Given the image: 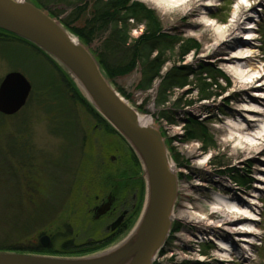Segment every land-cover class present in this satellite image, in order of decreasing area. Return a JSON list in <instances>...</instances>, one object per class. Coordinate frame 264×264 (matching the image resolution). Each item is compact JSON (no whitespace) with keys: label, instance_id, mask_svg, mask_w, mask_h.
Listing matches in <instances>:
<instances>
[{"label":"rangeland","instance_id":"rangeland-1","mask_svg":"<svg viewBox=\"0 0 264 264\" xmlns=\"http://www.w3.org/2000/svg\"><path fill=\"white\" fill-rule=\"evenodd\" d=\"M131 1L153 10L168 38L189 39L198 45V51L191 52L180 64L192 71L187 77V86L175 89L164 106H156L162 79L155 80L147 91L138 88L142 77L140 67L113 83V88L131 107L149 117L162 131L170 142V155L174 153L179 157L181 167L172 159L179 177L178 195L187 197L188 201H183L179 211L175 208V219L201 222L203 225L198 231L210 227V235L218 241L227 236L222 218L212 213L219 197L235 196L247 203L253 200V213L257 218L254 239L247 248L238 236L231 235L225 242L232 250L225 256L213 242L197 243L184 229L177 234L179 240L172 241L167 256H158L154 264H264V152L255 158L243 156L237 135L232 131V137L229 136L230 121L235 122L236 132L238 124L243 123L244 131L250 133L247 124L244 126L245 120H249L244 109L248 105L246 100L255 95V89L234 95L240 87L226 69L234 65L235 61L230 58L236 55L239 47L229 37L222 39L226 43L217 42L214 37L215 29L229 27L238 4L245 6L249 1L256 11L255 39L252 41L255 54L250 61H240L250 62L257 71L264 70V0L261 3L259 0H205L196 3L197 9L189 14L164 4L158 9L143 0ZM202 4H212L205 19L197 15ZM58 11L61 19L71 18L69 22L74 28H83L89 14L71 22L70 9ZM212 24L215 28L207 26ZM132 30L134 39L144 33L140 26ZM245 38L247 36L242 34L238 37L240 41ZM11 40H0V83L8 73L18 72L30 82L32 93L27 105L16 116L0 114V246L42 248L40 239L45 235L51 238V247L56 253L69 251L70 243L73 246L87 244L96 233L90 234L86 198L93 200L98 194L101 197L113 186L118 194L122 189L119 195L131 208L135 224L146 196V179L130 147L100 125L76 100L77 96L65 81L74 86L75 83L59 64L60 70L43 53ZM101 41L96 40L90 46L92 52L99 49ZM177 60L174 58L165 65L163 76L178 67ZM212 81L217 82L209 90L214 96L199 100L202 84ZM260 96L264 97V92ZM179 101L181 104L185 101L195 103L186 108L174 106ZM249 109L264 114V108ZM162 114L176 123L168 124ZM190 120L206 128L208 141L205 145L214 143L216 149H206L203 146L206 141H187L186 135L195 126L187 123ZM253 122L257 127L260 120ZM235 176L242 177L245 185L230 184L229 179ZM129 179L132 181L126 182ZM201 236L204 238V234H196L198 238ZM100 238L97 236L98 240ZM183 244L193 246L194 250L185 251Z\"/></svg>","mask_w":264,"mask_h":264},{"label":"water","instance_id":"water-1","mask_svg":"<svg viewBox=\"0 0 264 264\" xmlns=\"http://www.w3.org/2000/svg\"><path fill=\"white\" fill-rule=\"evenodd\" d=\"M0 30L37 47L67 72L88 104L131 148L146 179L138 220L116 244L80 256L0 251V264H153L171 231L178 196L177 172L161 130L151 121L144 123L113 88L89 47L30 0H0ZM30 91L21 74L7 75L0 85V113L19 112ZM41 243L47 248L50 240L45 236Z\"/></svg>","mask_w":264,"mask_h":264},{"label":"trees","instance_id":"trees-1","mask_svg":"<svg viewBox=\"0 0 264 264\" xmlns=\"http://www.w3.org/2000/svg\"><path fill=\"white\" fill-rule=\"evenodd\" d=\"M40 8L48 11L56 19H60L62 25L76 36L80 42L86 46L92 45L96 40L101 41V45L96 50V58L106 77L114 82L115 80L131 74L137 67L141 68L142 77L138 88L141 91H147L152 87V83L157 79H162L159 86L156 106L161 107L169 103L171 93L175 89H183L187 86V77L191 75L189 67L181 66L183 60L193 51H198V45L192 40H181L171 38L162 32L160 22L155 12L147 9L139 2L131 0H31ZM70 9L72 13L71 22L78 21L85 13L89 12L83 28H74L68 19H61V12L58 10ZM91 14V15H90ZM134 21V25L130 24ZM145 25L144 34L138 39H132L130 31L134 26ZM167 36V37H166ZM178 58V67L172 68L164 76L162 70L172 59ZM176 61V60H174ZM65 81V80H64ZM66 86L77 96L76 100L80 102L89 114L102 126H105L110 133L115 131L89 106V104L79 95L74 85L65 81ZM203 89L199 94V100H209L214 95L211 88L217 85L216 81L211 83L204 82ZM122 90V89H120ZM195 102L185 101L183 104L174 103L176 107H189ZM166 118L168 124H175V120ZM189 125H195L186 135L187 141H201L207 144L206 128L200 123L190 120ZM191 125V126H192ZM198 134H196V133ZM170 143V142H169ZM208 147V145H206ZM214 146V145H213ZM175 161H178V155L173 154ZM135 162L138 164L136 157ZM109 243V242H108ZM85 248L84 246H73L70 243L69 251L64 250L62 254L78 255L86 254L97 250L103 246ZM0 251L15 252H46L56 253L52 247L42 249L41 247L26 248L23 246H0Z\"/></svg>","mask_w":264,"mask_h":264},{"label":"bare ground","instance_id":"bare-ground-1","mask_svg":"<svg viewBox=\"0 0 264 264\" xmlns=\"http://www.w3.org/2000/svg\"><path fill=\"white\" fill-rule=\"evenodd\" d=\"M144 2L154 5L156 8H160V5H167L172 8H180L182 11L187 14L194 12L197 7L196 3L202 2L205 0H143ZM213 2L214 0H207ZM245 1V0H242ZM263 0H259V3ZM191 4L193 7H191ZM212 4H202L201 10L197 14L202 15L203 19L207 18L209 15V7ZM191 7V9H188ZM206 13V14H205ZM256 11L254 7L250 4L249 1H246V5L238 4V7L234 10L232 21L227 26H222L220 29H215L214 37L217 42L222 39L230 38L232 41L238 45V50L236 55L232 56L230 60H234V65L227 67V72L231 73L235 77L236 84L239 85L240 90L235 91L234 95L241 93H247L250 90H254L255 95L248 98L246 108L244 109L249 117V120H245L244 126L247 124V128L250 130V133H246L243 128V123L238 124L237 132L234 130L236 127L234 121H230L229 125L230 137H232V131L237 135L238 142L242 150L243 156H252L255 158V155L264 152V114L249 108L263 109L264 108V97L260 95L264 92V70L261 72L252 67L250 62L242 63L240 60L250 61L255 54V45L252 42L255 38V26L256 23L254 16ZM245 25V27H244ZM207 26H215L207 25ZM245 35L247 38L238 39L239 35ZM227 35V36H226ZM223 43H226V40H222ZM225 41V42H224ZM222 43V44H223ZM216 46V45H215ZM213 46V47H215ZM257 84V85H256ZM256 85V86H255ZM244 101V100H243ZM245 106V105H244ZM142 121L148 123L151 121L149 117L140 115ZM258 117V118H257ZM262 118V119H260ZM260 122L254 126L253 121ZM263 121V122H262ZM245 127V128H246ZM192 150H195L192 148ZM254 197V196H253ZM217 206L212 210L213 215L216 214L217 217L222 218V223L226 226L225 229L226 237L223 236V240L219 241V251L228 256L232 247L229 243L225 241L231 238V235L238 236L244 247H249L252 240L254 239V222L257 221V218L254 215L255 203L251 200L249 203L244 200L233 197H219L217 199ZM216 212V213H215ZM211 214V213H210ZM200 226L203 224L198 223ZM238 227V228H234ZM236 239V238H235ZM242 246V247H243ZM241 247V248H242Z\"/></svg>","mask_w":264,"mask_h":264},{"label":"flooded vegetation","instance_id":"flooded-vegetation-1","mask_svg":"<svg viewBox=\"0 0 264 264\" xmlns=\"http://www.w3.org/2000/svg\"><path fill=\"white\" fill-rule=\"evenodd\" d=\"M203 146L206 147V149H216L214 143H210L208 147L205 144H203ZM203 150L205 149L203 148ZM114 169H116V167H114ZM230 172H232V170ZM236 178L239 179L238 176ZM234 183L243 186L242 185L243 182L240 179L235 181ZM236 190H239V186L237 187ZM114 191H115L114 187H112L106 194H103V196L101 197H99L98 194L93 196V200H90L92 199V197H90V199L86 198V200H88L89 203V205L87 206L88 208L86 209V214H87L86 218L90 220L89 222L91 224L90 234L94 232L96 233V236L93 235V237H91V241L87 242V244L85 245L84 243L80 244V246H84L86 249L87 248L91 249V247H95V245L101 246L105 243L117 239L118 237L123 235L124 232L128 229L129 223L132 218L131 208L128 206L126 202H124L123 197H121L122 195H119L122 189H120L119 194L118 192L116 193ZM95 192L96 190L93 191V194H95ZM183 201H188L187 197L181 194L178 195V200L176 204V208H178V211L181 209V206L183 205ZM117 222L119 224L116 225V227L113 229L112 228L113 225ZM198 223L199 222L188 223L182 219H175L172 230L168 236V239L166 240V243L164 244L162 250L159 252L160 258H164L165 256H167L168 252L171 250L170 247L172 241L179 240L177 234L182 233L184 229L185 231L189 232L190 235L196 239V241L198 240V237H196L197 233H199L200 235L203 233L209 236L211 233L210 227L208 228L206 227L205 230L202 229L201 231L204 232H201L198 231V229L201 228V226ZM97 236H100L101 238L98 240ZM183 249L185 251L194 250L193 246L191 245L186 246L184 244H183Z\"/></svg>","mask_w":264,"mask_h":264}]
</instances>
